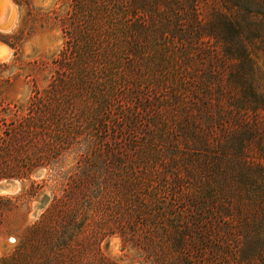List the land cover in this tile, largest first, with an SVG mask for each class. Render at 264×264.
<instances>
[{
	"label": "rangeland",
	"instance_id": "obj_1",
	"mask_svg": "<svg viewBox=\"0 0 264 264\" xmlns=\"http://www.w3.org/2000/svg\"><path fill=\"white\" fill-rule=\"evenodd\" d=\"M10 2L0 183L16 189L0 192V264H226L239 223L200 196L203 163L237 156L220 145L240 60L204 35L225 2ZM246 44L264 92V32Z\"/></svg>",
	"mask_w": 264,
	"mask_h": 264
},
{
	"label": "trees",
	"instance_id": "obj_2",
	"mask_svg": "<svg viewBox=\"0 0 264 264\" xmlns=\"http://www.w3.org/2000/svg\"><path fill=\"white\" fill-rule=\"evenodd\" d=\"M223 1L227 12L219 14L218 23L216 18L206 24L209 31L204 35L224 41L229 45L228 56L240 60L237 76L236 70L231 71L237 79L230 84L233 102L229 108L230 122L226 125V139L220 145L221 151L228 153V156L233 152L237 156L235 160L214 161L208 158V162L203 163L202 168L208 172L209 180L208 185L200 189V196L203 205L206 201L216 203V217L223 214L230 223H239L236 229L231 230L232 235L223 247L225 263L264 264V92L259 84L247 81L253 75V65L246 44L247 40L264 32V0ZM197 22L199 26L203 20L197 18ZM203 27L197 28L201 30ZM235 44L237 51L232 47ZM239 88L245 89L242 92L238 91ZM220 108H223V104ZM233 112L240 115L233 116ZM249 113L255 119L250 120ZM213 128L210 132H214ZM210 132L205 135L208 144ZM252 143L259 154L256 158L247 155ZM13 176L10 173L4 175ZM218 199L225 201L218 203ZM217 243L215 247L219 249L220 241Z\"/></svg>",
	"mask_w": 264,
	"mask_h": 264
},
{
	"label": "bare ground",
	"instance_id": "obj_3",
	"mask_svg": "<svg viewBox=\"0 0 264 264\" xmlns=\"http://www.w3.org/2000/svg\"><path fill=\"white\" fill-rule=\"evenodd\" d=\"M7 9L11 11L10 15H13V19H15V10L10 0H0V11L4 13V11H6ZM13 19L9 20V17L7 16L5 19L0 20V29L8 30L13 22L12 21ZM8 56H9L8 49L4 45L0 44V59H6L8 58ZM15 189H16V185L14 186L13 190Z\"/></svg>",
	"mask_w": 264,
	"mask_h": 264
},
{
	"label": "water",
	"instance_id": "obj_4",
	"mask_svg": "<svg viewBox=\"0 0 264 264\" xmlns=\"http://www.w3.org/2000/svg\"><path fill=\"white\" fill-rule=\"evenodd\" d=\"M15 185L16 183L12 181L2 182L0 183V192L12 191Z\"/></svg>",
	"mask_w": 264,
	"mask_h": 264
}]
</instances>
